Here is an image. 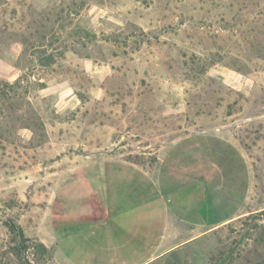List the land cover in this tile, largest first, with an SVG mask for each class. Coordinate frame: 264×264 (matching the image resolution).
<instances>
[{
	"label": "rangeland",
	"instance_id": "374dc122",
	"mask_svg": "<svg viewBox=\"0 0 264 264\" xmlns=\"http://www.w3.org/2000/svg\"><path fill=\"white\" fill-rule=\"evenodd\" d=\"M107 159L227 167L196 263L264 264V0H0V264H70ZM104 237L61 246L98 263Z\"/></svg>",
	"mask_w": 264,
	"mask_h": 264
},
{
	"label": "crops",
	"instance_id": "0c3cea01",
	"mask_svg": "<svg viewBox=\"0 0 264 264\" xmlns=\"http://www.w3.org/2000/svg\"><path fill=\"white\" fill-rule=\"evenodd\" d=\"M191 155L192 152L187 156ZM187 169L190 174L196 173L194 167ZM197 169L201 174H211L208 166ZM214 170L218 174L216 187L204 180L180 187L181 181L172 165L152 174L130 161H101L98 171L104 214L62 232L59 247L62 255L73 264L74 259L62 248L61 241L84 235L90 229L95 238L105 235L97 240V245L98 252L107 257L99 256L98 263L81 264H198L203 241L236 217L232 212L228 215L224 197L227 186L236 190L238 187L233 179L230 182L226 179L227 167L216 166ZM207 203L206 219L204 205ZM223 210L225 218L216 221L215 216Z\"/></svg>",
	"mask_w": 264,
	"mask_h": 264
},
{
	"label": "trees",
	"instance_id": "16d2710c",
	"mask_svg": "<svg viewBox=\"0 0 264 264\" xmlns=\"http://www.w3.org/2000/svg\"><path fill=\"white\" fill-rule=\"evenodd\" d=\"M17 229H18V232H19V236H21V238H25L24 231L22 230V228L18 226Z\"/></svg>",
	"mask_w": 264,
	"mask_h": 264
},
{
	"label": "water",
	"instance_id": "95a60500",
	"mask_svg": "<svg viewBox=\"0 0 264 264\" xmlns=\"http://www.w3.org/2000/svg\"><path fill=\"white\" fill-rule=\"evenodd\" d=\"M229 255H227L226 257H224L223 259H221L218 263L216 264H223L224 261L228 258Z\"/></svg>",
	"mask_w": 264,
	"mask_h": 264
}]
</instances>
